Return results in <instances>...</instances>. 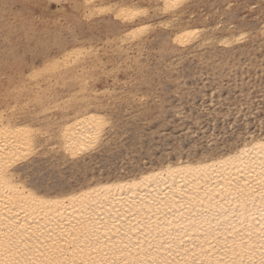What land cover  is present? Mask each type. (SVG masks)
<instances>
[{"label": "snow or ice", "instance_id": "snow-or-ice-1", "mask_svg": "<svg viewBox=\"0 0 264 264\" xmlns=\"http://www.w3.org/2000/svg\"><path fill=\"white\" fill-rule=\"evenodd\" d=\"M0 52V264H264V0H0Z\"/></svg>", "mask_w": 264, "mask_h": 264}, {"label": "bare ground", "instance_id": "bare-ground-1", "mask_svg": "<svg viewBox=\"0 0 264 264\" xmlns=\"http://www.w3.org/2000/svg\"><path fill=\"white\" fill-rule=\"evenodd\" d=\"M44 38L46 40H51L53 43L55 42V40L57 39V37L55 35H53V37L49 36L48 34H44ZM28 43V41H27ZM141 90H144L143 88ZM146 102V101H145Z\"/></svg>", "mask_w": 264, "mask_h": 264}, {"label": "rangeland", "instance_id": "rangeland-1", "mask_svg": "<svg viewBox=\"0 0 264 264\" xmlns=\"http://www.w3.org/2000/svg\"><path fill=\"white\" fill-rule=\"evenodd\" d=\"M51 37H53V35H51ZM24 44H27V40L24 41ZM2 58H3V53L0 52V60H2ZM145 103H147V101Z\"/></svg>", "mask_w": 264, "mask_h": 264}]
</instances>
